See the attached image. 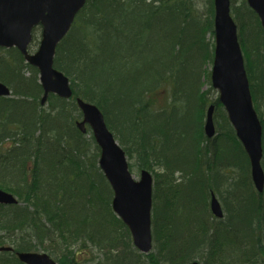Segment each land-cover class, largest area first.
<instances>
[{
	"label": "rangeland",
	"instance_id": "rangeland-1",
	"mask_svg": "<svg viewBox=\"0 0 264 264\" xmlns=\"http://www.w3.org/2000/svg\"><path fill=\"white\" fill-rule=\"evenodd\" d=\"M130 1L93 0V6L85 8L80 18L96 38L98 49H109L116 68L125 56L117 48L119 42L113 35L110 38L106 34V39L103 34L97 35L101 30L106 33L107 25L117 14L110 13L111 7L120 10L117 31L119 27L126 29L132 25L136 34L137 24H147L150 34L146 41L155 38L154 51L158 50L162 57L167 52L170 61L175 62L166 73L167 81L155 94L154 103H148L147 89L138 84L126 104L113 90L116 80L110 78L108 70H102L118 126L128 143L143 152L141 143L147 142L153 178L150 254L157 256L161 264H181V260H168L163 248L166 236L174 229L186 233L187 239L196 243V254L189 262L264 264V190L259 193L262 196L259 204L252 196L254 192L258 194L256 189H250L242 198L236 196V189L243 186H236L239 180L248 176L251 179L241 148L228 136L220 118L215 120L213 137L209 138L204 130L208 111H203L198 95L208 92L210 100L218 97L206 75L212 65L204 62L197 43L206 0H168L158 18L163 14L169 17L170 7L172 13L178 11V14L176 21H160L162 37L146 18L140 20L135 15L142 9L145 14L155 16L153 12L159 4L148 1L147 7L144 0H133V4L126 6ZM184 22L187 35L185 41L181 38L179 42V30ZM175 50L179 52L176 60ZM95 58L100 64V59ZM3 60L10 62V67ZM0 78L9 83L13 92L11 99L0 100V108L18 127V136L29 137L26 147L37 153V188L30 202H21L16 209L21 214L25 211L23 218L32 221L42 237L47 250L37 253H47L57 264H149L148 256L134 245L131 229L113 210V189L107 186L99 168V152L91 133L81 135L77 128V110L55 97L38 109L32 98L36 96L39 77L35 69L20 63L14 50L0 51ZM21 79L28 83L29 91L18 88ZM153 81L157 89L158 80L154 77ZM251 86L258 112L264 119V88L254 75ZM159 122L165 125L158 130L160 141L156 138V142L150 143L144 136ZM167 146L171 153L178 154V159L183 158L185 166L169 168L171 157L167 155ZM129 162L134 179L139 180L141 170L135 158ZM51 187L53 190H48ZM188 197L206 208L193 210ZM213 197L220 206L221 218L212 213ZM75 201L78 212L72 205ZM77 223L86 225L87 229L81 230ZM208 241L213 243L208 245ZM8 246L12 244L7 241L0 248ZM0 254V264H21L4 252Z\"/></svg>",
	"mask_w": 264,
	"mask_h": 264
},
{
	"label": "trees",
	"instance_id": "trees-1",
	"mask_svg": "<svg viewBox=\"0 0 264 264\" xmlns=\"http://www.w3.org/2000/svg\"><path fill=\"white\" fill-rule=\"evenodd\" d=\"M92 1L93 0L90 1L91 6H93ZM144 1L146 6L149 4L147 3L148 1H151L154 4H159L155 7L153 12L156 15L152 16L148 13L145 14V11L142 9H138V12L136 11L135 15L140 20L146 18L149 21L148 24L153 28L155 33L159 31V36L162 37L163 30L161 29L160 21H167V19L176 21L178 11L172 13L170 7L168 8V11L170 10L168 14H171L169 17L167 14H163L158 18V15L161 13V10L164 8V5L168 0ZM206 2V13L204 16L202 15L200 26L198 24L200 30L197 43L204 62H210L212 64L214 56V4L213 0H206ZM133 3L134 1L132 0L126 3V6ZM109 10L110 13L117 14H114V17L107 25L106 33L101 30L99 33L97 31V35L100 36L103 34L105 39L107 35H110V38L111 35L116 38L117 42H119L117 48L122 49L120 51L125 54L121 65L118 66V68L115 67L117 64L113 62L109 49H103L102 47L98 49L96 38L90 34L88 27L84 25L81 18H79L73 25L69 34L59 44L54 66L56 69L69 77L75 98H81L89 103H92L102 111L109 129L113 132L116 139L125 150L127 157L130 160L135 158L140 170H149L151 165L147 156V142L144 141L141 143L143 152H139L135 146H130L128 143L129 139H127V136L122 133L118 126L116 117L117 114L113 108L112 99L109 95L108 87L105 84L102 70H108L110 78L116 80V87H114L113 90L117 92L116 94L119 98L125 99L126 104H128L132 99L130 93L135 90L138 84H143L144 89H147L148 103H154L155 94L161 90L160 86L167 81L168 78L166 77V73L170 72V66H174L175 62L170 61L167 52L166 55H164V58L158 50L154 51V47H156V45H153L156 40L155 38L151 42L146 41L145 37L150 34L147 29V24H137L139 31L136 34L133 32L134 26L132 25L126 29L119 27L117 31L115 27L117 26V20L119 18L118 12L120 10L113 7ZM231 14L238 28L239 43L244 54L245 66L250 83L254 75L260 82L262 88H264V31L260 20L257 14L249 7L246 0H231ZM100 26L102 25L100 24ZM186 35L187 29L185 28L184 22L179 30L178 41L180 42L181 38L185 41ZM176 46H179V44L177 43ZM0 51L3 52L1 49ZM181 53L184 54L182 51ZM173 54L174 60H176L179 52L175 50ZM17 55L19 59H21L20 55ZM95 56L100 59V64L97 63ZM3 61L10 67V62H6L5 60ZM206 75L209 83H211L210 74ZM154 77L158 80L157 89H154ZM120 80L122 81V85L119 84ZM0 81L9 85V83L4 81V79L0 78ZM17 86L21 90H30L28 83L26 84L23 79L17 82ZM36 88L37 95L40 93V87L37 85V80ZM251 91L255 102V95L252 86ZM208 94V92H200L198 95L203 111L204 109L206 110L210 104L215 105V120L220 118L225 124V131H227L231 140L239 144L241 152L245 157V166L250 170L248 157L242 145L238 141L232 126L230 125L222 104L219 102L218 98L210 100ZM75 98L73 99L72 104L77 110ZM255 108L258 112L257 105ZM78 113L81 117L80 111ZM137 113L138 110L135 108V115H137ZM259 118L263 126L264 150V119L260 114ZM164 126L163 122H159L158 124L151 126L149 133L144 137L148 138L150 143L156 142L154 139H159L158 134L161 133V131L158 130L164 128ZM17 129L18 127L9 121L5 112L0 108V189L14 194L20 202L29 203L38 185L37 153L32 151L31 148L26 147L29 145V137L18 136ZM8 142H10V144ZM27 149L29 150L27 151ZM167 150V155L169 157L173 158L174 156L176 158V166H185L183 158L178 159V154L175 152L171 153L169 146H167ZM97 151H99L98 148ZM171 158L168 161L169 163ZM262 165L264 168V157ZM176 166L169 164V168L171 170L176 168ZM239 184H243V186L237 190L236 186ZM107 186H109L108 183ZM236 186L234 194L236 196H240L241 198L244 197L245 194H248L250 189L254 191V187L249 176L239 180ZM48 190H53V188L51 187ZM252 196L254 197L256 204H259V199L262 196L259 194L256 195V192H254ZM76 202L78 201H75L72 205L78 212ZM187 202L189 207L193 210H204L206 208L205 204H198L194 199L192 200L189 197L187 198ZM16 209H18V206L6 207L0 205V245H5L8 241L12 244V247L16 252H39L42 249L47 250L42 243L43 240L37 231V227L34 226L35 224L32 221L23 218L25 211L22 210L21 214V212H18ZM75 225L81 230L82 228L84 230L87 229L86 225H81L80 223ZM195 244L196 243L193 240L189 238L187 239L186 233L173 229L166 236L163 248H165L168 260L174 262L176 260H181V264H190L191 262L189 261L191 260V257L196 254ZM6 254L12 256L14 260L18 261L13 253ZM0 256H2V254H0ZM148 259L149 264H161L157 256L153 254L148 255Z\"/></svg>",
	"mask_w": 264,
	"mask_h": 264
},
{
	"label": "water",
	"instance_id": "water-1",
	"mask_svg": "<svg viewBox=\"0 0 264 264\" xmlns=\"http://www.w3.org/2000/svg\"><path fill=\"white\" fill-rule=\"evenodd\" d=\"M87 0H0V47H16L26 61L37 67L45 92L42 103L49 94L69 99L73 96L68 77L54 68V57L59 42L69 32L76 15ZM248 5L261 20L264 30V0H247ZM215 52L211 72L214 89L219 92V100L224 106L237 138L242 143L251 165V176L256 189L264 190L262 125L254 108L245 62L238 40L237 26L231 16L230 0H214ZM43 28L42 41L38 52L28 54L35 26ZM10 95V90L0 83V97ZM83 121L78 123L82 132L86 124L92 129L94 138L101 148L100 166L112 186L115 196L114 211L131 229L135 245L143 253L152 250L151 209L152 177L147 171L141 173L140 181H135L129 171L125 152L109 131L104 115L95 106L77 99ZM214 106L208 111L205 125L206 134L212 137ZM17 199L0 190V204H16ZM213 213L221 217L220 206L212 200ZM10 247L0 248V252H12ZM24 264H56L48 255L18 253ZM198 264V263H193Z\"/></svg>",
	"mask_w": 264,
	"mask_h": 264
},
{
	"label": "bare ground",
	"instance_id": "bare-ground-1",
	"mask_svg": "<svg viewBox=\"0 0 264 264\" xmlns=\"http://www.w3.org/2000/svg\"><path fill=\"white\" fill-rule=\"evenodd\" d=\"M170 164L173 165V166L177 165V160H176V158L174 156H173V158H171ZM211 243H212V241H208L206 244L211 245Z\"/></svg>",
	"mask_w": 264,
	"mask_h": 264
},
{
	"label": "flooded vegetation",
	"instance_id": "flooded-vegetation-1",
	"mask_svg": "<svg viewBox=\"0 0 264 264\" xmlns=\"http://www.w3.org/2000/svg\"><path fill=\"white\" fill-rule=\"evenodd\" d=\"M35 30H37V31H38V30H41V31H42V29H41V27H40V26H39V27H36V28H35ZM40 101H41V102H40V105H41V104H42V105H44V103H45V102H44V103H42V98L40 99ZM42 105H41V106H42Z\"/></svg>",
	"mask_w": 264,
	"mask_h": 264
}]
</instances>
